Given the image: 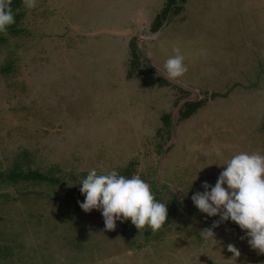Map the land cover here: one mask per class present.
<instances>
[{
  "label": "rangeland",
  "instance_id": "1",
  "mask_svg": "<svg viewBox=\"0 0 264 264\" xmlns=\"http://www.w3.org/2000/svg\"><path fill=\"white\" fill-rule=\"evenodd\" d=\"M19 12L21 35L0 46V174L60 182L0 186V264H234L229 244L235 264H264L244 231L212 228L219 215L191 199L235 154L264 155V0H37ZM103 30L127 35L90 36ZM176 47L184 88L147 67L164 71ZM183 100L197 106L173 125ZM94 168L139 175L173 214L155 233L130 220L105 231L78 205Z\"/></svg>",
  "mask_w": 264,
  "mask_h": 264
},
{
  "label": "clouds",
  "instance_id": "2",
  "mask_svg": "<svg viewBox=\"0 0 264 264\" xmlns=\"http://www.w3.org/2000/svg\"><path fill=\"white\" fill-rule=\"evenodd\" d=\"M11 4L12 0H0V33L15 23ZM23 4L31 10L37 0H23ZM173 51L175 54L165 61L164 71L158 69V74L169 81L178 80L188 71L180 49ZM223 167L215 185L205 182L204 191L191 197L192 203L208 217L219 215L212 228L231 221L245 232L250 248L264 253V155L242 151ZM79 184L84 196L83 202H78L80 209L85 213L100 211L105 231L114 230L118 221L130 220L138 231L147 227L155 233L167 221V204L156 200L150 185L139 175L128 178L116 170L98 172L94 168ZM200 234L202 239H213L214 235L211 228ZM227 251L235 264L239 250L229 244Z\"/></svg>",
  "mask_w": 264,
  "mask_h": 264
},
{
  "label": "trees",
  "instance_id": "3",
  "mask_svg": "<svg viewBox=\"0 0 264 264\" xmlns=\"http://www.w3.org/2000/svg\"><path fill=\"white\" fill-rule=\"evenodd\" d=\"M170 3H173V0H170ZM23 6H24L23 0H12L11 7H12V10L14 13L15 23H13L11 26H9L5 33H0V46L5 45V43L7 41V38L5 37L6 34H9L12 36L21 35L22 29L20 28V25L22 24V21L25 17V14L24 13L22 14L19 11ZM177 9H179V8H177ZM167 11L168 10H166L163 13V15H165ZM162 20H164L162 16H158L156 18L157 23H161ZM159 27H160V25L157 24L153 28V32L156 33L158 31ZM133 57H134V61L138 60L137 50L135 49V47L133 49ZM136 64L137 63L134 62L132 65L136 66ZM147 67L149 68V66H147ZM149 70H151V69L149 68ZM158 78L162 82H164V84H169L167 81L163 80L161 77H158ZM179 90L182 91L183 93H186L182 89H179ZM196 106H197L196 104H185L184 105L185 109L184 108L182 109V111L180 112V116H182L183 119H188L189 116H191L192 111L196 108ZM186 108H189V109H186ZM168 134L170 135V132ZM21 182H26V183H28V182H33V183L39 182V183H49L51 185H58L60 181L57 179L42 175L37 171H29V172L25 173L24 171H22L20 169H17V171L11 172V173L7 172V173H1L0 174V186L4 185V186H11L13 188H16V186ZM6 196H4V198H7V199L10 198L9 194H7ZM0 197H2V196H0ZM156 200L159 201L158 198H156ZM172 203L173 204H170L169 205L170 207L167 209V217H168L167 219H169L171 217V215L173 214L174 209H175L174 202H172ZM8 252H9V250L6 251L0 247V259L6 258Z\"/></svg>",
  "mask_w": 264,
  "mask_h": 264
},
{
  "label": "water",
  "instance_id": "4",
  "mask_svg": "<svg viewBox=\"0 0 264 264\" xmlns=\"http://www.w3.org/2000/svg\"><path fill=\"white\" fill-rule=\"evenodd\" d=\"M101 34L111 35V36H117V37H121V36H125V35H127L126 32H122V31L119 32V31H115V30H103V31H101V32L91 34L90 36H97V35H101ZM148 63H149V68H150L153 72L158 73V69H159V68L153 66V64H151L150 60H148ZM159 71H160L161 73L163 72L161 69H159ZM159 76H160L161 78L165 79L163 75H159ZM165 80H167V79H165ZM167 81H169V80H167ZM169 82L173 83L174 85H178V86L184 88L180 83H178V82H176V81H169ZM188 102H191V100H183V101H181V102L179 103V105L177 106V108L175 109V111H174V113H173V119H174V121H173V125L175 124V120H176V117H177L178 112L180 111V109L182 108V106H183L184 104L188 103ZM174 138H175V137H174V135H173L172 138H171V141H170L169 145H170L171 143L174 142ZM169 145H168V146H169ZM168 146H167V147H168ZM163 156H164V155H163ZM163 160H164V159L162 158V159H161L160 167L162 166V162H163Z\"/></svg>",
  "mask_w": 264,
  "mask_h": 264
},
{
  "label": "flooded vegetation",
  "instance_id": "5",
  "mask_svg": "<svg viewBox=\"0 0 264 264\" xmlns=\"http://www.w3.org/2000/svg\"><path fill=\"white\" fill-rule=\"evenodd\" d=\"M155 34V33H154Z\"/></svg>",
  "mask_w": 264,
  "mask_h": 264
}]
</instances>
